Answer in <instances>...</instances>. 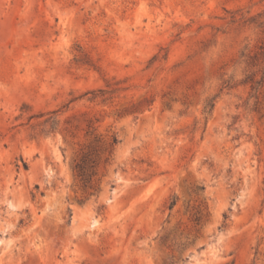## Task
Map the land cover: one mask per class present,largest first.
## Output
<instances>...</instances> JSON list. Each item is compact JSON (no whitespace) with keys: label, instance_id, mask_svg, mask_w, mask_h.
Instances as JSON below:
<instances>
[{"label":"rangeland","instance_id":"obj_1","mask_svg":"<svg viewBox=\"0 0 264 264\" xmlns=\"http://www.w3.org/2000/svg\"><path fill=\"white\" fill-rule=\"evenodd\" d=\"M0 264H264V0H0Z\"/></svg>","mask_w":264,"mask_h":264},{"label":"trees","instance_id":"obj_2","mask_svg":"<svg viewBox=\"0 0 264 264\" xmlns=\"http://www.w3.org/2000/svg\"><path fill=\"white\" fill-rule=\"evenodd\" d=\"M210 106L212 107L213 105L211 104ZM94 162H95V161H94ZM94 162H93V163H94ZM94 166H95V164H93L91 167L93 168ZM174 204H175V201H172L171 204H170V207H173Z\"/></svg>","mask_w":264,"mask_h":264}]
</instances>
